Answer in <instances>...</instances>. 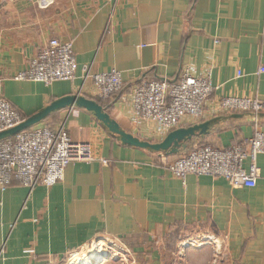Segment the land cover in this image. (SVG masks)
<instances>
[{"label": "crops", "instance_id": "1", "mask_svg": "<svg viewBox=\"0 0 264 264\" xmlns=\"http://www.w3.org/2000/svg\"><path fill=\"white\" fill-rule=\"evenodd\" d=\"M51 38L72 44L76 78L15 80ZM83 65L93 73L119 70L122 90L100 98L92 80H83ZM186 70L207 78L213 92L203 117L181 127L223 119L184 152L227 147L250 137L256 124L264 129V118L220 106L225 97L264 100V0H0V92L25 118L82 95L122 130L159 142L168 132L133 122L132 89L173 82ZM36 125L63 126L73 142L89 144L93 160L69 163L51 186L0 189V264H64L97 241H113L143 263L264 264V154L256 157L255 184L235 188L222 177H175L159 161L183 151L126 145L85 108L55 110Z\"/></svg>", "mask_w": 264, "mask_h": 264}, {"label": "built area", "instance_id": "2", "mask_svg": "<svg viewBox=\"0 0 264 264\" xmlns=\"http://www.w3.org/2000/svg\"><path fill=\"white\" fill-rule=\"evenodd\" d=\"M76 69L72 44L51 38L30 59L27 68L13 78L51 84L74 80ZM82 78L92 80L102 99L115 96L124 83L119 70L93 73L90 65L82 66ZM212 92L213 86L207 78L194 76L188 70L173 82L166 78L143 81L132 89L133 122H153L169 132L202 118L205 102ZM220 104L225 111L249 112L253 116L264 111V100L259 98L225 97ZM24 119L0 92V132ZM259 154H264V129L256 124L252 135L240 143L227 147L195 145L171 160L162 156L159 164L181 180L188 174L208 175L222 177L237 188L255 184L259 176L256 165ZM91 160L89 144L73 142L63 126L53 129L34 125L0 140V189L5 190L13 182L30 189L37 185L51 186L61 180L69 163ZM246 160L249 161L247 168ZM102 162L106 164L107 160ZM107 243L122 250L113 241Z\"/></svg>", "mask_w": 264, "mask_h": 264}, {"label": "water", "instance_id": "3", "mask_svg": "<svg viewBox=\"0 0 264 264\" xmlns=\"http://www.w3.org/2000/svg\"><path fill=\"white\" fill-rule=\"evenodd\" d=\"M65 107H81L92 112L95 118L100 121L111 134L115 135L122 143L126 145L146 149L152 152L164 153H178L180 150L186 149L188 141L192 140L196 136L206 134L214 124L223 119L222 117H215L188 127H179L169 131L161 141L150 142L147 140H142L122 130L120 126L110 118L109 114L104 110V108L96 101L86 98L82 95H71L52 102L49 106L43 108L37 114L25 118L16 126L1 131L0 140L14 136L17 133L36 125L37 123L44 120V118H46L51 112ZM245 113L247 114V112ZM245 113H233L230 115V117H242ZM254 117L257 119L264 118V111L259 112Z\"/></svg>", "mask_w": 264, "mask_h": 264}, {"label": "rangeland", "instance_id": "4", "mask_svg": "<svg viewBox=\"0 0 264 264\" xmlns=\"http://www.w3.org/2000/svg\"><path fill=\"white\" fill-rule=\"evenodd\" d=\"M93 245L89 244L88 246L77 250L68 257V261H66L64 264H74L81 258L98 253V250L105 251L106 254H103V257L100 256L99 259L96 260L97 262L94 264H153L151 262L143 263L141 261L133 260L127 255L123 254V252L117 246H112L111 244L107 243V241L95 242Z\"/></svg>", "mask_w": 264, "mask_h": 264}, {"label": "bare ground", "instance_id": "5", "mask_svg": "<svg viewBox=\"0 0 264 264\" xmlns=\"http://www.w3.org/2000/svg\"><path fill=\"white\" fill-rule=\"evenodd\" d=\"M98 251H97L98 253H96V254L89 255L88 257H84V258L77 260L76 263H74V264H94V263H96L97 262L96 260H98L100 256H102L103 254H106V252H103L102 250H98Z\"/></svg>", "mask_w": 264, "mask_h": 264}]
</instances>
